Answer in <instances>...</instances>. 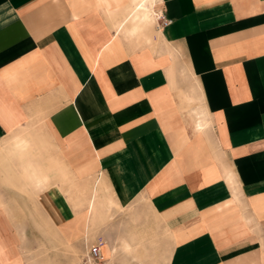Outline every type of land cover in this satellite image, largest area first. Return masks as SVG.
Masks as SVG:
<instances>
[{
  "label": "crops",
  "instance_id": "crops-1",
  "mask_svg": "<svg viewBox=\"0 0 264 264\" xmlns=\"http://www.w3.org/2000/svg\"><path fill=\"white\" fill-rule=\"evenodd\" d=\"M132 7L0 0V264H264V0Z\"/></svg>",
  "mask_w": 264,
  "mask_h": 264
},
{
  "label": "rangeland",
  "instance_id": "rangeland-1",
  "mask_svg": "<svg viewBox=\"0 0 264 264\" xmlns=\"http://www.w3.org/2000/svg\"><path fill=\"white\" fill-rule=\"evenodd\" d=\"M100 192V191H99ZM99 198V197H98ZM108 207V206H107ZM112 216V213L110 212ZM136 219L131 215V224H134ZM131 231L136 232L137 229L131 228ZM156 236L151 234L146 237L147 244L135 245L131 251L124 248L117 255L116 264H165V257L167 255L166 247L158 244ZM65 252V254H64ZM28 264H84L86 252H79L75 248H62L56 243L49 245L40 244L34 250L28 253ZM63 257L68 258L63 260Z\"/></svg>",
  "mask_w": 264,
  "mask_h": 264
},
{
  "label": "built area",
  "instance_id": "built-area-1",
  "mask_svg": "<svg viewBox=\"0 0 264 264\" xmlns=\"http://www.w3.org/2000/svg\"><path fill=\"white\" fill-rule=\"evenodd\" d=\"M154 22L156 28H165L170 23L168 20L163 19L162 14L159 12L155 13ZM102 245L101 241H97L88 247L87 255L83 260L84 264H105L106 261L101 250Z\"/></svg>",
  "mask_w": 264,
  "mask_h": 264
},
{
  "label": "bare ground",
  "instance_id": "bare-ground-1",
  "mask_svg": "<svg viewBox=\"0 0 264 264\" xmlns=\"http://www.w3.org/2000/svg\"><path fill=\"white\" fill-rule=\"evenodd\" d=\"M132 2H133V7H132V10L130 12V15H132V19L133 20H136L137 19V16L140 13L145 12L147 10V8L152 9V7L154 6V4H156L157 2H159V0H132ZM145 15H146V13H145ZM154 17H155V14H153V20H154ZM205 124H206V122L204 120L202 122V119H201V120H199L196 123V126H197L198 129H201L202 130V128H203V126ZM193 128H195V125H194Z\"/></svg>",
  "mask_w": 264,
  "mask_h": 264
}]
</instances>
